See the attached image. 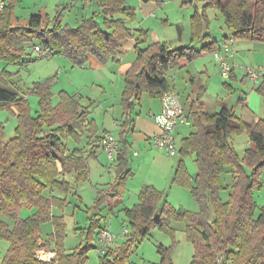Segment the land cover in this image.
I'll use <instances>...</instances> for the list:
<instances>
[{
  "label": "trees",
  "instance_id": "trees-1",
  "mask_svg": "<svg viewBox=\"0 0 264 264\" xmlns=\"http://www.w3.org/2000/svg\"><path fill=\"white\" fill-rule=\"evenodd\" d=\"M181 1L183 5L203 4L202 13L197 7L191 17L190 45L172 46L167 42L146 45L143 37L147 31L139 30L134 47L136 58L125 76L120 133L123 146L118 151L115 180L107 187H96L94 204L87 210L91 214L88 224L76 228L82 241L71 251L64 245L67 234L64 215L71 203L69 197H79L74 184L90 180L89 159L94 156L95 143L102 142L106 133L100 137L92 132L90 139L95 137V142L86 155L82 149L71 150L69 141L80 142V133L91 114L89 107L66 91L58 93L59 101L54 105V78L36 82L24 93L13 81L14 73L7 69L0 73V109L9 110L17 119L11 138L6 137L4 125H0V215L4 216L0 217V240L10 244L1 264H88L89 252L98 248L101 229L108 226L107 223L101 226L102 211L107 208L108 214L113 213V200L120 202L131 174L125 134L143 94L162 100L172 92L167 73L178 67L182 59L193 61L204 51L214 53L221 49L204 27L208 8L221 12L228 30L225 42L233 38L264 43V0ZM94 2L101 9L103 22L93 14L72 27L63 23V10L58 11L51 23H46L47 18L40 13L20 23L14 18L15 0H9L0 14V60L15 66L36 61L39 57L29 58L31 53L27 50L37 43L49 45L54 55L68 57L75 66H84L90 56L102 64L115 60L123 43L135 38L126 21L135 22L136 10L128 7L126 0ZM195 40L204 42L203 46L196 48L192 44ZM262 77L256 91L264 104ZM30 95L39 99L36 114L32 113ZM187 114L195 131L181 140L174 183L190 189L198 211L177 209L164 201L162 192L145 185L139 193V203L123 210L129 223L128 235L120 245L109 246L105 253L99 254L100 264H128L139 243L155 228L173 238L172 246H157L161 257L158 264H174L172 255L178 243L174 222L185 223L186 238L194 247L190 264H264V206L258 210L254 197V191L262 188L264 174V118L256 120V115L246 107L238 116L228 106L211 113L192 105ZM242 134H247L255 147L246 148L240 155L233 137ZM188 156H194L197 164L195 176L185 166ZM230 171L234 173L232 192L224 202L221 191L227 186L223 178ZM70 174L73 183L66 179ZM47 190L51 192L49 197L44 195ZM24 208L31 214L21 217ZM55 208L60 214H54ZM76 209L82 206L77 205ZM47 222L52 223L53 233L42 242L41 227ZM40 249L54 251L55 257L50 262L41 261L37 256ZM221 254L223 262L219 261Z\"/></svg>",
  "mask_w": 264,
  "mask_h": 264
},
{
  "label": "rangeland",
  "instance_id": "rangeland-1",
  "mask_svg": "<svg viewBox=\"0 0 264 264\" xmlns=\"http://www.w3.org/2000/svg\"><path fill=\"white\" fill-rule=\"evenodd\" d=\"M126 1L128 7L134 8L136 10V14L138 13V25H140L138 28L147 31V36L143 37V39L146 40V45L158 41H166L172 46H187L191 44V17L192 14L195 13L197 7L199 8L200 13H202V5H200L199 3L183 5L181 0H162L163 2L161 3H158L157 1L145 2L144 0ZM70 7L72 8V6ZM80 9L82 10L81 6L79 7V10ZM89 12V16H93V14L95 13L97 14L98 21L100 23L103 22V16L102 14H100V7L95 5L92 9H89ZM77 14H80L81 16L82 13H79L77 9L73 10V16L70 15V13L67 14V16L65 14L66 21L64 22V24H70V26L72 27L77 26V24H79L82 20L81 17L79 18V21L75 20L74 15ZM152 15H154V17H152ZM206 15L207 22H204V27L210 30L215 39L221 40L223 34L225 32H228L221 12L216 8L210 7L207 9ZM135 21H137V18ZM134 34L135 38L130 39L131 41H128L126 45H128V43L135 44V40L140 37L139 30L134 31ZM199 46L200 44L196 45V47L198 48ZM32 49L33 48H31L30 51L27 50L29 53H31L29 55V58H35L36 56H38L37 53L33 52ZM260 50H264V48H260ZM256 57L257 59H260L262 56L256 55ZM128 58L133 61V59L135 58V54L130 53ZM205 59L209 66L208 74L200 72V67L204 64L205 61H195L194 59L193 61H190L191 63L189 64V67H187L185 70L183 69V71L178 75L176 79L168 78L172 89L179 93L182 103L185 104L188 94H191L192 99H198L203 102L206 106V111L211 113L217 112L219 110L218 103H220V101L226 102L228 104H230L231 102L233 104H236L238 93L235 94L231 92L225 84H230L231 79L226 80L221 76L219 64L215 62L211 56ZM127 64L128 63H126V61L119 64H114V69L126 70L128 66ZM107 68L112 71V69H110V66H108ZM3 69H7L10 72L14 73L13 81L15 82L16 86L20 88L24 93H28L36 82L44 81L54 76L57 73L56 70H58L59 67L56 65V63H54V60L52 59L39 58L38 60L30 62L28 64H24L23 66L7 64V62L0 60V73L3 71ZM102 71L104 74V70ZM188 71L190 72L189 74L187 73ZM99 73L102 72H94L90 70V72L83 75V78L89 77L91 80L83 79L82 81L77 82V85L75 86L73 84H70L68 77L61 75L59 82L55 81L52 85V90L57 94L53 101V104H56L59 101L58 92H60L62 88H68L67 90H73L74 94L82 97H80L81 104L84 107H89V109L92 111L93 118L100 123L106 117L105 111H107V114L110 117L114 115L116 116V114H121V94L123 90L121 89V87L123 84L121 83L120 85V83H117V79L111 72L106 74L105 76H100ZM111 87L115 88L111 89ZM118 87H120V89L117 91L116 88ZM28 99L31 104L32 113L36 114V112L39 110L38 97L35 95H30L28 96ZM149 101L150 97L146 93H144L142 100V109L146 112V114L149 109ZM108 121L109 119H107L106 122ZM1 124H3L5 127V133L7 137L14 135L17 125V119L15 116H12L10 111L7 109H0V125ZM193 131H195V128L193 125H191L185 127L182 134L185 136ZM176 140L177 144H179L181 137H178ZM235 147L240 155H242L245 149L248 148V142L245 143L244 138H237ZM179 159L180 155L178 154V156H176V161ZM184 161L189 173H193L195 175L197 173V164L194 157L188 156ZM109 163L110 162L108 161V164ZM91 170L90 180L79 182L74 185L75 191L78 192L80 199L78 196L71 195L69 197V200L71 202L70 206L65 211L64 217L65 221L67 222V234L64 239V245L68 251L73 250L81 243L82 238L80 235V231L76 230V228H84L88 224L87 221L91 214H89L87 210L94 204L97 184L99 183L98 187H102V182H105V179H101L100 175L97 174L93 162L91 163ZM142 173L137 178H135V182L138 183L144 178L145 173ZM225 182H228V184H226L227 188L221 191V198L224 202L229 199V194L232 192V190L229 191V188H231V186L233 185V179L231 181L230 175L225 177ZM262 183V188L254 191L255 201L259 206L258 210L262 206H264V178ZM131 187V185L128 186L127 191L129 194L128 198L132 197V199L131 201H129L127 198V200L124 202V206L128 208L132 207L138 201L136 195L132 196V193L130 192V190H132ZM168 192V201L173 202L175 206H177V208H180V206H182L183 210H198L197 202L191 198L187 190L181 189L178 186H171V188H168ZM77 205H81L82 209H76ZM120 209V206H118L115 210V214L112 215L108 214V210L107 208H105L102 211V216L104 217V219L101 223V226H104V224L107 223V227L110 226L112 232L115 236H118V238H122L120 237V235L124 231V229H129L128 227H126L127 225H129L128 220L125 217L124 212L120 211ZM53 212L56 215L60 214L59 210L56 208L53 209ZM30 214L31 212L25 208L20 212L21 217H26ZM0 217L1 219L4 218V216L2 215H0ZM12 223L13 221L10 220V224ZM173 225V227L177 230L175 239L178 242L172 255L173 262L174 264H190L194 254V248L185 236V223L176 222ZM41 232L44 238L46 237L48 239L50 234L53 233L52 223H44L41 227ZM42 242H44L43 239ZM115 242H113L112 245ZM116 243L117 246L121 244V242L119 241H117ZM160 244L164 246H172L173 238L168 234L162 232L158 228H155L144 240L139 243L128 264L159 263L161 257L157 252V246ZM9 246V242H7L6 240H0V264ZM45 251L50 253L51 250ZM223 259V255L221 254L219 256V261L223 262ZM88 264H100V258L97 249L91 250L89 252Z\"/></svg>",
  "mask_w": 264,
  "mask_h": 264
},
{
  "label": "crops",
  "instance_id": "crops-1",
  "mask_svg": "<svg viewBox=\"0 0 264 264\" xmlns=\"http://www.w3.org/2000/svg\"><path fill=\"white\" fill-rule=\"evenodd\" d=\"M199 4L203 5L202 3H199ZM95 5L97 6V4H96V2H94V0H80L78 2H73L72 0H15L14 18L16 19V21H18L20 23H26L32 14L40 13L44 17L47 18L46 23H48L50 21L51 22L53 21V19L57 15L58 11L63 10V12H62L63 18L62 19H63V23H64L66 21L67 14L70 13V15L73 16V10L78 9L79 13L81 12L82 14H81V16H80V14L74 15V18L76 21H79L80 17L81 18L91 17V16H89V14H90L89 9H92L93 6H95ZM70 6H72L73 9ZM80 6L82 7V10L81 9L79 10ZM65 14H66V16H65ZM152 17H154V15H152ZM97 19H98V17H97ZM126 26L130 29H133L134 31L143 30V29L138 28L140 26V25H138V13H137V21H135V22L126 21ZM206 30L211 34L212 39H215L213 34L210 32V30H208V29H206ZM148 31H150V30H148ZM225 33L223 34L221 40L216 39L219 42L221 47L226 43L224 40ZM128 41H131V40H128ZM128 41L124 42L122 47L118 50V52L116 54V59L113 61H109L106 64H102L98 61V59L96 57L90 56L88 58L87 63L84 66H75L68 57L60 56V55H54L52 58H49V59L54 60V63H56V65L59 67V69L56 70L57 73L54 76H52L55 79L54 82L55 81L59 82L61 75H63V76L68 77L70 84H73L75 86V85H77V82H80L83 79L84 80L85 79L91 80L89 77L83 78L84 77L83 75L90 72V70L94 71V72H102V73H99L100 76H102V75L105 76L106 74L111 72L113 74V76L117 79V83H120V85H121V83L123 84L121 87V89H123L122 94H121V102H122V95H123V92L125 90V76H126L127 72L129 71V69L131 68V66L133 65L135 58H136V53L134 50L135 44L134 43H128V45H126ZM158 42H160V41H158ZM163 42H166V41H163ZM135 43H136V40H135ZM192 44L195 47H196V45L200 44L199 48H201L203 46L204 42H202L200 40H195ZM177 46H179V45H177ZM263 46H264V43L255 42V41H252L249 39L234 40L231 47L233 49V54H234L232 57V63L235 65V69L233 71V74L229 78V79H231V81H230V84L227 83L228 84L227 87L229 88V90L231 92H233L235 94L238 93L237 94L238 99H237L236 104H233L232 102L230 104H228V103L223 102V101H220V103L217 102L219 104L218 105L219 110L223 106L233 107L236 110L237 115L239 116L242 114L243 107H246L256 115V120H260V119L264 118V104H263L261 96L256 91V88L262 82L263 77L256 84L254 81H252L246 75V73L243 70H241L240 68L237 67L240 65V66H250L253 68H261L262 67L264 69V50H260V48L261 49L264 48ZM32 47H28V50L30 51V49ZM196 48H198V47H196ZM130 53L135 54V58L133 59V61L128 58ZM256 55H261L262 57L260 59H257ZM209 56H211L213 58V60L216 62L213 53L207 52V51L202 52L200 54V56L195 59V61L196 60H200V61L204 60L205 61L204 64L200 67L201 73L202 72L207 73V74L209 73V66H208V63L206 62V59H205ZM92 59L96 60V61H93ZM125 61H126V63H128L126 70H123V69L115 70L114 69V64H119V63L125 62ZM190 63H191L190 61L182 59L180 61L178 67L170 70L167 73V80H168V78L176 79L178 77V75L183 71V69L185 70L187 67H189ZM108 66H110V69H112V71H110L109 68H107ZM102 70H104V72H105L104 74H103ZM187 73L189 74L190 72L188 71ZM52 77H50V78H52ZM50 78H48V79H50ZM46 80H44V81H46ZM44 81H40V82H44ZM54 82H53V84H54ZM110 82H113V81H110ZM112 88H115V87H111V89ZM67 89L68 88H66V89L62 88L60 91H66L67 93H69L70 95H74L76 98L80 99V101H81V98H82L81 96H80L81 97L80 98L78 95L74 94L73 90H67ZM116 89L118 91L120 89V87H118ZM52 92L54 95L53 100H52V103H53L57 94L53 90H52ZM171 93L178 95L179 99H180V95L178 92H176L175 90L172 89ZM142 100H143V96H142ZM142 100H141V103L139 105H137L133 111V114H132L133 123H132V125L130 126L129 129L126 130V134H125V140L127 142L126 149H127V153H128V160L130 163L129 169L131 170V174H130L129 178L127 179L125 192H124L123 197L120 200V202L116 203V201L113 200V202H114L113 205H115L114 209L115 208L117 209L118 206H120V208H121L120 211H123L124 209L133 208L136 204L139 203V193L145 185L154 186L157 190H159L160 192H162L164 194V201L169 202L175 208H177V206H175V204L173 202L168 201V199H169L168 198L169 197L168 188H171V186H178L181 189L187 190L189 192L191 198L194 199L192 194H191L190 189L174 183V176H175V173H176V170H177V167L179 164V160H180L179 159L176 161V156H178V154H179L178 149L181 145V140L189 135L188 134V135L184 136L182 134V132H183V129L185 127L193 125V122L190 119V123L188 125L178 126L176 128L175 133H174V139H175V143H176L177 152L175 155H170L166 150L158 149L152 143V138L155 135L160 133V129H159L158 125L156 124L155 118L158 114L161 113L162 100L150 98V101L148 102V108L149 109H148L147 114L142 109ZM90 101H92V100H90ZM181 103H182V101H181ZM56 104H54V105H56ZM182 105L184 106L186 112L188 111V108L192 105H195L198 108H201L204 111H206L205 104L198 99H192L191 94H188V96L186 98V103L185 104L182 103ZM105 112H106V117L100 123L96 119L93 118L92 111H91V114L88 117V122L83 126V131L80 133L82 135L80 142L77 143L76 140H74V139H71L69 141V146H70L71 150H74L76 148L82 149L83 152H86L85 153V155H86L88 153V151L90 150V146L92 144H94V142H95V137L90 139L92 132L95 133V136H100V137H102L105 133H112L114 135L116 143H117V150L115 152V160H114L115 162L113 165H111L110 163L108 164L109 159L107 157L105 150L103 149V147L101 145L102 142H96L95 143V149L93 150L94 156H91L89 159L90 171H92L91 170V163L93 162V164L95 166V170L97 171V174L100 175L101 179H105V182H102V184H101L102 187H98V185H99V183H98L97 188L107 187L108 185L112 184L113 181L115 180L116 168H117V165L119 163V161L117 159L118 158V151L123 146L122 145L123 142L121 140L122 136L120 134L121 133V127H122V118H123V114H124V109L122 107V103H121V114H116V116L114 115V116L110 117L107 114V111H105ZM107 119H109L108 122H106ZM91 129H92V131H91ZM90 131H91V133H90ZM13 136L7 137V135H6L7 138H11ZM178 137H181L179 144H177V140H176ZM237 138H244L245 143L248 142V147H250V148L255 147V145L249 141L247 134H242V136H234L233 140L235 143L237 142ZM142 172L145 173L144 178L138 183L135 182V178H137L139 175H141ZM190 174L192 176L196 175V174L194 175L193 173H190ZM228 175L231 176V181L233 179L232 177H234V173L232 171H230L228 174L224 175V178L222 177L224 179V181H223L224 185L228 184V182H225V177H227ZM263 178H264V174L262 175V182H263ZM66 179H68L72 183L74 181L72 174L66 175ZM130 185L132 186L131 187L132 190H130V192L132 193V196L133 195L137 196L138 201L132 207L128 208V207L124 206V202L127 200L128 196H129L128 191H127V187ZM262 185H263V183H262ZM230 190H232V188H229V191ZM53 193L58 195V193L56 191H53ZM50 194H51V192L48 190L44 192V195L47 197H49ZM131 199H132V197L128 198L129 201H131ZM114 209H113L112 215L115 214L116 209L115 210ZM177 209L183 210L182 206H180V208H177ZM198 209H199V206H198ZM193 211H195V210H193ZM125 217H126V215H125ZM174 223H176V222H174ZM40 235H41V238L43 239V241L47 240L46 237L44 238L42 232ZM185 236H186V233H185ZM124 240L125 239L118 238L116 240V242L117 241L123 242ZM116 242L112 245V247L117 246ZM44 250H47V249H44ZM50 253L55 254V252L52 250L50 251Z\"/></svg>",
  "mask_w": 264,
  "mask_h": 264
},
{
  "label": "built area",
  "instance_id": "built-area-1",
  "mask_svg": "<svg viewBox=\"0 0 264 264\" xmlns=\"http://www.w3.org/2000/svg\"><path fill=\"white\" fill-rule=\"evenodd\" d=\"M72 1L78 2L80 0ZM7 3L8 0H0V14L3 13ZM233 42L234 39L231 38L221 47L220 50H217L213 53L216 62L219 64L220 74L226 80L231 77L235 69V65L232 63V57L234 54L231 45ZM32 48L33 52L37 53L39 58L49 59L54 56V52L49 45L37 43ZM237 67L243 70L246 75L256 84L264 75V69L262 67L253 68L250 66L240 65ZM155 121L160 129V133L152 138L153 145L158 149L166 150L170 155H175L177 152L174 139L175 130L178 126H185L190 123L188 114L178 95L169 93L162 99V110L161 113L156 116ZM101 145L105 150L109 161L113 164L115 162V152L117 150V143L114 135L112 133H106ZM128 233L129 230L124 229L120 237L125 238ZM116 239H118V236L114 235L110 227L102 228L97 241L98 253H105L106 249L111 246ZM37 256L43 262H50L53 259L52 257L54 254L46 252L44 249H40L37 251Z\"/></svg>",
  "mask_w": 264,
  "mask_h": 264
}]
</instances>
